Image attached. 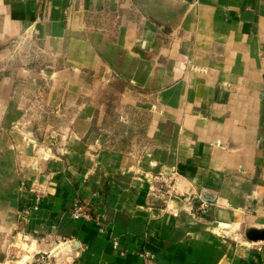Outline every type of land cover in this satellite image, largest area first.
Returning <instances> with one entry per match:
<instances>
[{
    "label": "crops",
    "instance_id": "1",
    "mask_svg": "<svg viewBox=\"0 0 264 264\" xmlns=\"http://www.w3.org/2000/svg\"><path fill=\"white\" fill-rule=\"evenodd\" d=\"M20 226L58 264H264V0H0V264Z\"/></svg>",
    "mask_w": 264,
    "mask_h": 264
},
{
    "label": "built area",
    "instance_id": "2",
    "mask_svg": "<svg viewBox=\"0 0 264 264\" xmlns=\"http://www.w3.org/2000/svg\"><path fill=\"white\" fill-rule=\"evenodd\" d=\"M176 176L173 174H158L151 180V191L159 193L163 199L167 200L175 192ZM43 194H38L35 197V203L33 206L34 211H38L42 202ZM186 204L190 209L193 208V196H184ZM208 208V202L202 201L200 204V210L206 211ZM91 210L89 205L81 200H76L73 203L71 209V218L73 220H92ZM40 239L34 238L26 227L20 226L14 239L11 242V246L15 251V255L6 260L3 264H58L57 258L60 253L66 248V241L59 242L57 246L51 252H43L39 250ZM255 244L259 246L264 245V239L256 241ZM118 243L115 242V246ZM145 258L150 257V253H141Z\"/></svg>",
    "mask_w": 264,
    "mask_h": 264
},
{
    "label": "water",
    "instance_id": "3",
    "mask_svg": "<svg viewBox=\"0 0 264 264\" xmlns=\"http://www.w3.org/2000/svg\"><path fill=\"white\" fill-rule=\"evenodd\" d=\"M262 239H264V237H256V238H254L253 240H255V241H258V240H262Z\"/></svg>",
    "mask_w": 264,
    "mask_h": 264
},
{
    "label": "rangeland",
    "instance_id": "4",
    "mask_svg": "<svg viewBox=\"0 0 264 264\" xmlns=\"http://www.w3.org/2000/svg\"><path fill=\"white\" fill-rule=\"evenodd\" d=\"M17 54H18V56H19V53L17 52ZM24 55V54H23ZM50 118H52V117H50ZM15 255V253L13 254V256Z\"/></svg>",
    "mask_w": 264,
    "mask_h": 264
}]
</instances>
